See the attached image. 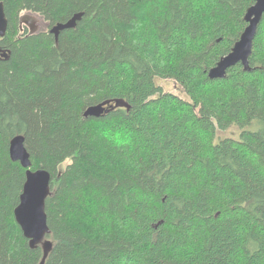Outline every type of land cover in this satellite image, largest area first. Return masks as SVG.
<instances>
[{
  "label": "trees",
  "instance_id": "16d2710c",
  "mask_svg": "<svg viewBox=\"0 0 264 264\" xmlns=\"http://www.w3.org/2000/svg\"><path fill=\"white\" fill-rule=\"evenodd\" d=\"M0 1V264L44 256L14 218L18 135L31 170L51 175L44 264H264V15L251 70L208 78L254 0ZM23 12L50 28L19 35ZM101 103L113 109L84 118ZM232 127L237 138L218 136Z\"/></svg>",
  "mask_w": 264,
  "mask_h": 264
},
{
  "label": "water",
  "instance_id": "95a60500",
  "mask_svg": "<svg viewBox=\"0 0 264 264\" xmlns=\"http://www.w3.org/2000/svg\"><path fill=\"white\" fill-rule=\"evenodd\" d=\"M264 15V0H254V4L249 7L244 16L247 23L246 28L234 44L230 53L223 56L214 68L208 73L210 80L224 79L227 71L240 64L244 71H250L249 59L252 54L253 42L257 34L258 27ZM82 13L74 15L66 23H58L50 29V34L57 40L61 31L74 29L76 23L81 19ZM8 30V19L6 17L4 4L0 1V39L5 38ZM11 52L0 47V59L7 61ZM116 106H129L123 101H117ZM113 106L101 103L88 107L83 116L84 118H99L107 114ZM25 139L22 135L12 138L9 144V156L12 162L19 163L25 170V182L19 198V204L14 210V218L19 226L24 238L29 242L31 249L38 246L43 248V259L47 258L52 248V243L47 239L50 234L47 224L46 200L50 196L51 175L48 171L38 169L31 170L30 155L25 148Z\"/></svg>",
  "mask_w": 264,
  "mask_h": 264
},
{
  "label": "rangeland",
  "instance_id": "374dc122",
  "mask_svg": "<svg viewBox=\"0 0 264 264\" xmlns=\"http://www.w3.org/2000/svg\"><path fill=\"white\" fill-rule=\"evenodd\" d=\"M19 17L30 20L33 26L36 27V32H45L50 28L49 23L36 14L23 12ZM23 25L24 29L19 32V35L30 31V26L27 23H23ZM157 84L164 92L175 94L182 99L187 100V96L182 92V89L177 84H175V82L171 80H157ZM238 135L239 130L234 127L230 128L226 132H218V136L223 138H237Z\"/></svg>",
  "mask_w": 264,
  "mask_h": 264
},
{
  "label": "flooded vegetation",
  "instance_id": "af4514ba",
  "mask_svg": "<svg viewBox=\"0 0 264 264\" xmlns=\"http://www.w3.org/2000/svg\"><path fill=\"white\" fill-rule=\"evenodd\" d=\"M23 23H27L30 26V31L29 33L32 34H38V33H42V32H36V27L33 26L32 22L30 20H28L27 18H19V30L21 31L22 29H24V25ZM50 31V30H49ZM50 33V32H49Z\"/></svg>",
  "mask_w": 264,
  "mask_h": 264
}]
</instances>
